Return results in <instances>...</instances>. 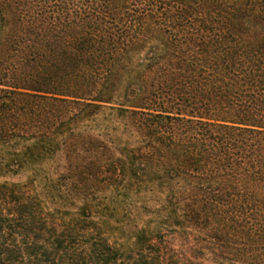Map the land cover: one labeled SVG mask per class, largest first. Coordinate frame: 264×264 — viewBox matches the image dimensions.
Segmentation results:
<instances>
[{
  "label": "trees",
  "instance_id": "16d2710c",
  "mask_svg": "<svg viewBox=\"0 0 264 264\" xmlns=\"http://www.w3.org/2000/svg\"><path fill=\"white\" fill-rule=\"evenodd\" d=\"M21 174L0 264H264V0H0Z\"/></svg>",
  "mask_w": 264,
  "mask_h": 264
},
{
  "label": "rangeland",
  "instance_id": "374dc122",
  "mask_svg": "<svg viewBox=\"0 0 264 264\" xmlns=\"http://www.w3.org/2000/svg\"><path fill=\"white\" fill-rule=\"evenodd\" d=\"M29 181V177L27 174H21V175H18V176H6V177H2L0 179V183H4V182H7V183H17V184H27ZM40 191V190H38ZM51 208L53 207H58V206H51Z\"/></svg>",
  "mask_w": 264,
  "mask_h": 264
}]
</instances>
